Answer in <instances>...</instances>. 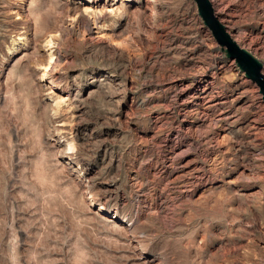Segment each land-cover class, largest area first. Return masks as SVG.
<instances>
[{
	"label": "rangeland",
	"instance_id": "obj_1",
	"mask_svg": "<svg viewBox=\"0 0 264 264\" xmlns=\"http://www.w3.org/2000/svg\"><path fill=\"white\" fill-rule=\"evenodd\" d=\"M211 2L264 73V0ZM0 264H264V99L195 0H0Z\"/></svg>",
	"mask_w": 264,
	"mask_h": 264
},
{
	"label": "water",
	"instance_id": "obj_2",
	"mask_svg": "<svg viewBox=\"0 0 264 264\" xmlns=\"http://www.w3.org/2000/svg\"><path fill=\"white\" fill-rule=\"evenodd\" d=\"M199 15L206 26L212 31L217 43L226 52L230 60H234L246 77L255 82L264 99V74L262 64L246 49L239 46L223 26L218 22L214 15V10L209 0H195Z\"/></svg>",
	"mask_w": 264,
	"mask_h": 264
},
{
	"label": "bare ground",
	"instance_id": "obj_3",
	"mask_svg": "<svg viewBox=\"0 0 264 264\" xmlns=\"http://www.w3.org/2000/svg\"><path fill=\"white\" fill-rule=\"evenodd\" d=\"M84 2L88 3V2H92V0H83ZM122 2H126V3H135V0H121ZM215 1V0H214ZM217 2V1H216ZM210 3L212 5V8L214 10V15L216 17V19L218 20V22L223 26V28L225 29V31L230 35V37L234 40L233 36H232V31L230 30V28L227 27V25L225 23H228L230 22V18L225 15L224 13H218L215 11V7H213V3L211 2L210 0ZM220 8V7H219ZM149 11L150 12H153V9L152 8H149ZM218 11H221V10H218ZM224 11V10H222ZM232 17V16H231ZM232 26V25H231ZM232 29V28H231ZM236 30V29H234ZM235 34V33H234ZM238 41V40H237ZM238 43V42H237ZM52 59V58H51ZM263 73V72H262ZM264 74V73H263ZM211 106V105H210ZM104 208L100 206V211L99 213H104Z\"/></svg>",
	"mask_w": 264,
	"mask_h": 264
}]
</instances>
